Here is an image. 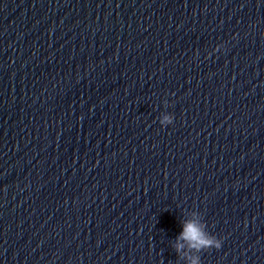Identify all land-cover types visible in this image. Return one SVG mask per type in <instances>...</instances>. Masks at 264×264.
I'll return each mask as SVG.
<instances>
[{"label":"water","instance_id":"obj_1","mask_svg":"<svg viewBox=\"0 0 264 264\" xmlns=\"http://www.w3.org/2000/svg\"><path fill=\"white\" fill-rule=\"evenodd\" d=\"M194 221L264 264V0H0V264H190Z\"/></svg>","mask_w":264,"mask_h":264},{"label":"clouds","instance_id":"obj_2","mask_svg":"<svg viewBox=\"0 0 264 264\" xmlns=\"http://www.w3.org/2000/svg\"><path fill=\"white\" fill-rule=\"evenodd\" d=\"M173 120L174 117L172 115H167L160 121V124L163 127H167L173 123ZM205 228L206 224H201L198 221L184 222L183 230L177 237V243L174 246L177 253L184 250L185 244L189 250L196 253L195 256L190 257V264H201L199 254L202 251L221 248L222 241L205 231ZM181 241L184 243H181Z\"/></svg>","mask_w":264,"mask_h":264}]
</instances>
